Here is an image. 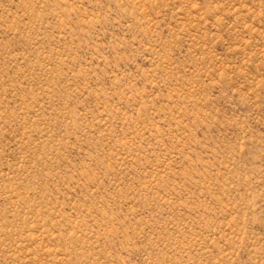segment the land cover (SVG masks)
I'll use <instances>...</instances> for the list:
<instances>
[{
	"label": "rangeland",
	"instance_id": "obj_1",
	"mask_svg": "<svg viewBox=\"0 0 264 264\" xmlns=\"http://www.w3.org/2000/svg\"><path fill=\"white\" fill-rule=\"evenodd\" d=\"M0 264H264V0H0Z\"/></svg>",
	"mask_w": 264,
	"mask_h": 264
}]
</instances>
